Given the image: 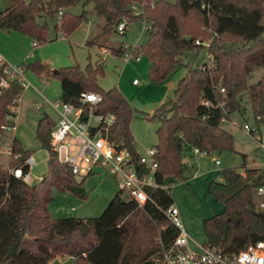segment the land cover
Instances as JSON below:
<instances>
[{
    "label": "trees",
    "instance_id": "trees-1",
    "mask_svg": "<svg viewBox=\"0 0 264 264\" xmlns=\"http://www.w3.org/2000/svg\"><path fill=\"white\" fill-rule=\"evenodd\" d=\"M0 11V30L30 37L36 45L48 42L49 24L40 17L53 19V29L68 37L90 15L102 17L103 35L116 32L117 22L128 17L130 23L144 21L147 39L134 47V56L149 61L148 77L165 82L183 63L187 52L206 50L209 63H187V74L175 89L174 97L153 113L143 112L149 121L160 123L153 160L157 163L155 180L159 187L146 186L148 200L139 204L120 189L102 213L96 217L51 218L44 233L32 243L72 258V264H166L164 249L178 234L164 210L174 203L172 184L187 180L185 157L199 148L206 154L236 152L234 136L221 126L236 111L244 112L242 95L248 92L256 128L251 132L259 141L264 125V0H5ZM81 4L82 11L72 8ZM90 9H85L88 5ZM134 7L143 8L135 15ZM199 40L200 43H196ZM91 44L90 41L86 42ZM110 54L122 57L126 48L109 47ZM90 59V57H88ZM38 76L54 77L60 83L59 101L77 105L81 93L101 96L97 109L115 115L109 140L118 149L128 150L141 174L150 165L136 147L131 124L135 108L117 87L98 84L105 74L102 61L78 63L51 69L35 60L23 64ZM257 67L263 75L255 84L249 80ZM0 67V78L4 75ZM222 88L225 91H222ZM22 87L12 81L0 93V139L6 116L16 107ZM15 116V114H13ZM55 120L44 113L35 127V138L48 153L46 172L35 184L15 178L0 165V264H10L25 250L35 211L48 204L52 189L67 191L86 199L84 180L72 174L68 165L58 161L51 149L49 134ZM7 164L22 165L32 155L16 137L11 139ZM242 155L243 172L223 169L219 179H211L207 194L224 204V210L204 219L206 246L233 254L242 243L264 240L263 213L255 201V188L264 183V168H247ZM27 171V167L23 166ZM43 220V219H42ZM24 253V254H25ZM36 257V254H31ZM18 261V260H17Z\"/></svg>",
    "mask_w": 264,
    "mask_h": 264
},
{
    "label": "rangeland",
    "instance_id": "rangeland-1",
    "mask_svg": "<svg viewBox=\"0 0 264 264\" xmlns=\"http://www.w3.org/2000/svg\"><path fill=\"white\" fill-rule=\"evenodd\" d=\"M6 6V1L0 0V11H3ZM91 7L92 5L90 4L85 9H90ZM72 11L74 13H80L82 11L81 4L72 8ZM39 21L42 23L47 21L49 24L48 42L33 46L32 39L26 35L0 30V53L10 64L26 65L35 60H39L42 63L48 64L51 69H57L74 63H78L81 68H84L89 61L92 63L96 60L102 61L105 74L99 78L98 84L105 89L117 87L135 108L131 124L132 133L135 137L138 151L149 159L150 155L148 151L151 148H155L158 143L156 130L160 123L158 121H149L145 118L143 112L153 113L165 101L172 99L179 80L188 72L186 64L190 62L195 66H199L209 63L210 55L208 52L206 50L200 53L187 52L182 57L183 63L165 82L155 83L148 77L149 61L146 56L142 55L139 61L133 57L125 62L124 59L129 58L130 55L126 54L122 57H117L110 54L108 50L109 47L119 48L124 45L133 47L136 44H143L147 39V31L144 30V21L130 23L123 34L114 32L111 35H103L101 32L104 23L103 18L92 14L88 17L87 21L78 26L68 37H64L59 31L57 32L53 29L55 23L53 19L40 17ZM86 40L90 41L92 46L89 44L85 45ZM262 75L263 68H255L249 83H257ZM25 77L31 82L32 86H28L23 90L18 102L19 107H13V110L17 112L18 123L15 134L16 137L21 139L23 146L31 150L32 156L35 159V164L31 168V177L28 182L29 184H35L46 172V161L48 157L47 151L41 147L35 138V127L43 113L47 112L56 120L57 113L55 109L46 103L45 99L49 102L59 100L60 83L54 77L38 76L26 68ZM135 79H138L142 84L134 85L133 81ZM241 99L245 106V111L242 113L239 111L234 112L232 118L236 122L235 126L238 130L249 133L245 128V124L255 129L256 123L248 92H245ZM41 104L43 105L41 106ZM36 105H40L41 107L37 109ZM261 138L264 144V125L261 127ZM11 139L12 137L10 138L9 134H5L0 139V165L5 168L7 167L8 170L11 168L7 164ZM239 140V144L246 147L248 151H252L255 156L261 153L256 144L248 139L246 135ZM244 153L246 152L225 151L222 153H212L199 163L200 168L197 165L194 168L192 174L196 175V179L193 182V187L195 193L200 196L204 219L224 210L223 203L207 194V179H218L220 171L227 168H236L242 172L243 168L241 164L243 160L241 154ZM248 154L246 155L248 156ZM213 157L219 158L221 164H215L212 161ZM188 159L189 156L187 155L185 161H188ZM259 162H264V157L259 159ZM209 169L212 173L205 174V171ZM189 175L191 176V174ZM81 178L82 176H77L78 180ZM180 181L186 180H178L172 184V193L173 187ZM84 186L88 191L86 199H80L67 191L52 189L51 201L47 205L42 204L35 211L27 245L32 244L34 237L44 233L46 223L51 218L99 216L113 195L119 190L115 177L107 170L100 168H95L94 173L86 177ZM255 201L256 203L264 201V196L260 197L255 193ZM194 227L196 233H193L195 239H192L191 246L198 250L202 242H207V237L205 229L203 231L197 223L194 224ZM197 229L199 231L198 234ZM189 233L191 234L190 231ZM24 253L19 256L21 260L24 258H35L31 254L27 255V253ZM17 260L15 259L10 264H24L23 262L17 263ZM64 264L70 263L65 262Z\"/></svg>",
    "mask_w": 264,
    "mask_h": 264
},
{
    "label": "built area",
    "instance_id": "built-area-1",
    "mask_svg": "<svg viewBox=\"0 0 264 264\" xmlns=\"http://www.w3.org/2000/svg\"><path fill=\"white\" fill-rule=\"evenodd\" d=\"M135 15L143 14V8L134 7ZM130 20L128 17L121 18L116 25V32L123 34L128 28ZM146 30V24L144 26ZM196 43H200L199 40ZM35 46V43H33ZM138 45V44H136ZM135 45V46H136ZM123 47L128 49L126 54L130 55L125 59L129 61L133 57L140 60L142 54L134 56V47ZM0 67H4L5 76L0 78V93L7 88L12 81L17 82L23 90L32 86L25 77L23 64H10L0 53ZM135 85L142 83L135 79ZM224 92L225 89L222 88ZM20 98V97H19ZM17 103L19 99H16ZM57 113V118L49 134V141L52 151L59 162L68 165L75 176H86L93 174L95 168L105 169L112 174L128 199H135L139 204H144L148 200L146 186L159 187L155 180L157 163L153 160L156 149L148 151L150 155V172L141 174L132 160V156L125 149H118L109 140V132L115 123V115L111 112L98 111L97 107L101 102V96L93 92L81 93L77 105L63 103L59 100L49 102L45 99ZM43 105V104H41ZM40 105H36L38 109ZM11 113L6 116L7 123L1 128L5 132L12 131L15 126L12 123L13 107ZM249 132L255 129L245 124ZM196 154L204 153L195 147ZM35 164L32 155L27 157L22 165L9 169V172L23 182L28 183L31 177V168ZM219 165L220 161L216 160ZM27 167V171L23 170ZM257 196H264V183L255 188ZM258 208L264 213V201L257 203ZM166 217L178 229V234L174 241L164 249V261L166 264H264V240L254 243H242L233 254H226L221 250L206 246L201 243L199 249L191 246L192 237L183 223L181 211L178 205L171 204L164 210Z\"/></svg>",
    "mask_w": 264,
    "mask_h": 264
},
{
    "label": "crops",
    "instance_id": "crops-1",
    "mask_svg": "<svg viewBox=\"0 0 264 264\" xmlns=\"http://www.w3.org/2000/svg\"><path fill=\"white\" fill-rule=\"evenodd\" d=\"M87 41L88 40L85 41V45H88L86 43ZM32 45H33V42H32ZM89 45H91V44H89ZM124 61H125V59H124ZM137 61H139V60H137ZM17 107H19V104L16 106V108ZM15 111L13 110V114H15V116H14V118H12V123L14 124L15 128L10 132H6V134L10 135V138L16 137L15 131L17 130V127H18L17 112H15ZM46 114H48V113L46 112ZM235 124H236V122L233 121V118H232L229 121H227V120L222 121L221 126L224 129H226L227 131H229L230 133H232L233 136H235L236 142L234 141V143H235L234 145H235L236 151H238V152L243 151V152H246L244 154H248V153L250 154V155L248 154L247 168H251V169L264 168V162H262V163L259 162V159L264 157L263 139L261 138L262 141H259L251 132L248 133L246 130H244L247 132V133H245V132H242L241 130H238V128L235 126ZM245 135L254 144H256L257 148L260 150L261 153H259L255 156L254 153H252V151H248L246 149V147H243L239 144V141H240L239 139H241V137H243ZM16 138H18V137H16ZM236 138H239V139H236ZM18 139L21 142V139L20 138H18ZM21 144H22V142H21ZM22 146H23V144H22ZM23 148H25V147L23 146ZM25 149H27V148H25ZM140 154L142 155L144 160L149 164L150 158L149 159L146 158L145 155L141 152H140ZM187 155L189 156V159H188V161H185L187 168H188L186 174L187 175L191 174V176L189 175V178L186 181H182V182L180 181V182H178V184H176L173 187L172 197H173L174 203L176 205H178L180 208L181 216L183 218V222H184L185 226L187 227L188 231L191 232V234H192L191 237H193L192 239H195L194 234L196 233V230H195L194 224L197 223L204 231V226H203L204 216H203V212H202L203 207L201 206V201L199 198L200 196L197 193H195L194 187H193V182L196 179V175H193L192 173H193V170L196 167V165H197V167L200 168L199 163L202 160H204L206 158V156H208L209 154H206V153L196 154L194 152V150H190L187 153ZM216 160H219L220 164H221V160L219 158H216V157L212 158V161H214L215 164H216ZM211 173H212V171L210 169L205 171V174H211ZM219 178L220 177L218 176V179ZM209 180L210 179H207V184H208ZM198 233H199V231L197 229V234ZM25 250L28 251V254H36V257L33 259H27V258H24L22 260L18 259L17 263L23 262L24 264H54V263L64 264L65 262H68V263L72 264L71 263L72 262L71 257L61 255L57 252H53L50 249H48L47 247L42 246V245L32 243L31 245H26Z\"/></svg>",
    "mask_w": 264,
    "mask_h": 264
},
{
    "label": "water",
    "instance_id": "water-1",
    "mask_svg": "<svg viewBox=\"0 0 264 264\" xmlns=\"http://www.w3.org/2000/svg\"><path fill=\"white\" fill-rule=\"evenodd\" d=\"M261 218H262V221L264 223V213H261Z\"/></svg>",
    "mask_w": 264,
    "mask_h": 264
}]
</instances>
